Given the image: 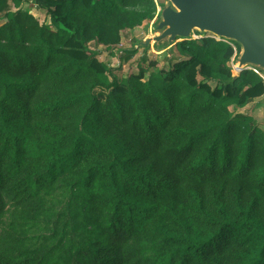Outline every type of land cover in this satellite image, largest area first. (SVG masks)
I'll return each instance as SVG.
<instances>
[{"label": "trees", "instance_id": "trees-1", "mask_svg": "<svg viewBox=\"0 0 264 264\" xmlns=\"http://www.w3.org/2000/svg\"><path fill=\"white\" fill-rule=\"evenodd\" d=\"M33 2L48 23L0 24V264H264V128L230 108L264 83L232 76L240 45L177 41L117 78L96 47L159 0Z\"/></svg>", "mask_w": 264, "mask_h": 264}, {"label": "water", "instance_id": "water-1", "mask_svg": "<svg viewBox=\"0 0 264 264\" xmlns=\"http://www.w3.org/2000/svg\"><path fill=\"white\" fill-rule=\"evenodd\" d=\"M159 8L157 34L140 46L167 39L169 44L192 39L194 30L211 33L218 39L232 40L241 47L236 63L242 69L264 71V0H169ZM240 70V71H241ZM240 73V72H238ZM233 76L236 77L239 74Z\"/></svg>", "mask_w": 264, "mask_h": 264}, {"label": "rangeland", "instance_id": "rangeland-1", "mask_svg": "<svg viewBox=\"0 0 264 264\" xmlns=\"http://www.w3.org/2000/svg\"><path fill=\"white\" fill-rule=\"evenodd\" d=\"M159 1V8L170 4L169 0ZM25 8L28 9L27 7ZM39 16L40 22H43L47 19L44 12L43 15H38V18ZM159 21L160 16L157 13L153 19L144 21L140 26L122 31L121 41L116 46L106 47L100 45L96 47L99 52V59L107 63L108 67L111 69L112 76L124 78L131 73H136L139 67L146 68L147 74H150L158 71L159 69H167L171 65L172 61L179 57L175 46L173 44H169L167 39H164L158 43L151 42L147 47L140 46V43L144 42L146 38L158 33L155 27ZM46 22L48 23V19ZM206 35L212 36L211 33L194 30L191 38L198 39ZM215 38L218 39V37ZM90 46L94 47V44L91 43ZM129 51L136 52L128 62H125L123 61L122 56L124 53ZM240 52L236 54V56L230 61L232 76H235L238 72H240L238 71L235 74V71L232 67V64L235 66V63L240 56ZM143 55L147 59L145 62L140 61V58ZM150 63L154 64L150 65ZM248 66L254 67L252 65ZM230 108L234 113H244L252 116L256 123L260 126H263L264 128V96L252 100L244 107L239 108L235 105H231Z\"/></svg>", "mask_w": 264, "mask_h": 264}, {"label": "crops", "instance_id": "crops-1", "mask_svg": "<svg viewBox=\"0 0 264 264\" xmlns=\"http://www.w3.org/2000/svg\"><path fill=\"white\" fill-rule=\"evenodd\" d=\"M25 7L28 8V10L39 20L40 19V16L38 18V15H43V12L45 13V11L41 10L40 8H38L33 0H22L21 3L19 4L18 7H16L12 0H1V3H0V24L4 21V14H5V11L7 9H10V10H16L17 8H21V9H26ZM33 8V9H32ZM32 9V10H31ZM45 17L46 14H45ZM48 19V18H47ZM47 19L43 22H46ZM40 21V20H39ZM49 22V20H48ZM100 46V45H98ZM97 46V47H98ZM264 95H262L261 97H263ZM260 98V97H258ZM260 126V125H259ZM263 128V126H261Z\"/></svg>", "mask_w": 264, "mask_h": 264}, {"label": "built area", "instance_id": "built-area-1", "mask_svg": "<svg viewBox=\"0 0 264 264\" xmlns=\"http://www.w3.org/2000/svg\"><path fill=\"white\" fill-rule=\"evenodd\" d=\"M250 69H252L255 73H257L262 78V81L264 83V71L253 67H250Z\"/></svg>", "mask_w": 264, "mask_h": 264}, {"label": "bare ground", "instance_id": "bare-ground-1", "mask_svg": "<svg viewBox=\"0 0 264 264\" xmlns=\"http://www.w3.org/2000/svg\"><path fill=\"white\" fill-rule=\"evenodd\" d=\"M235 67H236V69L234 71H235V74H236L238 71H240L242 69L243 66L240 65L239 63H235Z\"/></svg>", "mask_w": 264, "mask_h": 264}]
</instances>
